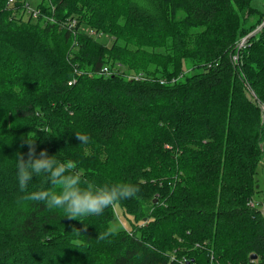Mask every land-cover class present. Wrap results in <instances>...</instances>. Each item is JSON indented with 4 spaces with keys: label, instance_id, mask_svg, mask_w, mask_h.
I'll return each instance as SVG.
<instances>
[{
    "label": "trees",
    "instance_id": "1",
    "mask_svg": "<svg viewBox=\"0 0 264 264\" xmlns=\"http://www.w3.org/2000/svg\"><path fill=\"white\" fill-rule=\"evenodd\" d=\"M36 10L0 0V264H264L263 202L253 201L264 165V26L250 35L264 11L250 0H41ZM178 19L196 25L202 41L192 45L209 36L198 71L175 74L166 55L158 78L146 67L148 79L127 78L137 71L127 56H159L141 49L142 35L187 44ZM245 37L241 74L230 54ZM25 136L37 152L78 161L97 185H137L117 204L139 226L100 240L114 206L70 219L27 201L15 175ZM45 186L39 176L27 191Z\"/></svg>",
    "mask_w": 264,
    "mask_h": 264
},
{
    "label": "clouds",
    "instance_id": "2",
    "mask_svg": "<svg viewBox=\"0 0 264 264\" xmlns=\"http://www.w3.org/2000/svg\"><path fill=\"white\" fill-rule=\"evenodd\" d=\"M74 133L79 144L85 146L89 144L90 138L87 134ZM36 139L23 137L24 143L28 146L26 158L20 152L16 153L15 158L16 181L27 201L42 202L38 203V206L43 205L49 209H61L64 217L74 219L100 216L106 209L120 201L133 199L138 195L140 189L133 183L121 181L97 185L84 179L77 171L78 161L71 158L60 159L61 150L54 155H49L46 149L37 152ZM39 176H43L45 185H50L54 191H49V187L46 186L36 191H27L28 185ZM121 230L122 225L114 218L98 238L104 240Z\"/></svg>",
    "mask_w": 264,
    "mask_h": 264
},
{
    "label": "rangeland",
    "instance_id": "3",
    "mask_svg": "<svg viewBox=\"0 0 264 264\" xmlns=\"http://www.w3.org/2000/svg\"><path fill=\"white\" fill-rule=\"evenodd\" d=\"M40 1L41 0H25V3L27 4V10L28 11H30V10L34 11L37 8ZM250 5L255 7L258 10L264 11V0H250ZM241 15L243 17H245L246 12H241ZM251 21H253V20H251ZM185 22H187V21H181L178 19V21L176 22V25L174 27L177 30V33L175 32V36L176 37H184V39L187 40V44L190 45V49L183 48L182 46H187V44L181 45V42L179 41L178 38H176V39L174 38V39H171L168 41H164V36H165V38H168V37H170L168 35L163 36L161 34L157 35L154 33H150V34H153L152 36H150L149 34L148 35H142L141 38L144 41L145 45L142 46L141 49L144 50L145 52L158 54L159 56L154 57L151 54H145L144 59L140 56H138V57L127 56V61L130 62V64H132L134 69H137L136 72L131 71L130 74H126V75H129V76H127V78L134 79V80L148 79V76H143L142 73H140L142 67H144V68L146 67L149 71H151L153 79L158 78L156 75H154L153 71H155L156 68H158V67L160 68L163 66V65L162 66H158V65L162 64L163 62L166 61V59L161 60L166 55L171 60V63H175L178 67L177 70L174 69L172 71L175 74L181 69L182 70L184 69L186 71L188 68H191V67H193L192 71H195V72L198 71V69H195V67L203 64L204 63L203 61L207 60V58H204V57H206V52H207V50L205 49V43H206V40L209 39V36L206 37V39L202 42V44L200 46L199 45L198 46L192 45L191 42L193 40H199V41H202V40H201L200 36L198 35V29L195 30L196 25L194 24V26H191V25L186 24ZM262 23H264L263 19H260L259 22L254 23L255 25L257 24L255 27L256 31ZM185 27H190V29L186 31V35H183V31L185 30L184 29ZM133 33H135V32H131L130 34H133ZM143 34H146V33L143 32ZM100 39H101V41L104 40V38H100ZM211 39H212V37L210 36V40ZM246 41L247 40H243V38L240 39L239 41H237V43L235 45L236 52H234L233 54H230L231 61L236 63L235 65H238V70L240 71L241 74H244L245 70L243 68H241V64H242L243 59H241V61H240L242 53H239V52L244 47ZM167 51H169V52H167ZM182 53L188 54L187 58H185L186 56H184L183 59H180L179 55ZM239 56H240V58H238ZM107 57H109V55L107 53L103 55V58L107 59ZM149 59H152V63L148 62ZM111 60L113 61V59H111ZM81 65H82V69H84V70H81V72L90 74V72H87V67H89V65L87 66L86 63H84V62H82ZM81 65H80V68H81ZM107 67H108L107 65H104V68L107 69ZM108 69H109V67H108ZM113 69H115V68H113ZM157 71H158V69H157ZM107 72H108V70H107ZM113 72H114V70L111 71V73H113ZM117 72H120V70ZM100 73L105 74L106 72L103 73V70H102ZM91 76H93V75H91ZM161 81L163 82V80H161ZM260 117H261V121L263 123V130H264V114L260 115ZM260 149L264 152V139L261 141ZM263 161H264V159H263ZM254 181H255L256 185H258V191L253 195V201H262L263 203L261 206H263V210H264V165L262 163H260L258 165V168H256V172L254 174ZM113 210H114V215H115L114 218H116L119 221V223L122 225V230L131 231V230H133V228L139 226V222H137L131 214L124 211L123 208H121L118 204L114 205Z\"/></svg>",
    "mask_w": 264,
    "mask_h": 264
},
{
    "label": "built area",
    "instance_id": "4",
    "mask_svg": "<svg viewBox=\"0 0 264 264\" xmlns=\"http://www.w3.org/2000/svg\"><path fill=\"white\" fill-rule=\"evenodd\" d=\"M9 1H12V0H9ZM29 12L32 13L34 16L38 14V10H36V9L34 11L33 10H30ZM102 70H103V73H105V72L107 73V69L106 68H103Z\"/></svg>",
    "mask_w": 264,
    "mask_h": 264
},
{
    "label": "water",
    "instance_id": "5",
    "mask_svg": "<svg viewBox=\"0 0 264 264\" xmlns=\"http://www.w3.org/2000/svg\"><path fill=\"white\" fill-rule=\"evenodd\" d=\"M263 26H264V23H262V24L259 26V28L257 29V31H258L261 27H263ZM257 31H256V30L253 31L250 35L254 34V33L257 32ZM250 35H248V36H250ZM246 39H247V37H245L243 40H246ZM251 258H255V256L252 255Z\"/></svg>",
    "mask_w": 264,
    "mask_h": 264
}]
</instances>
